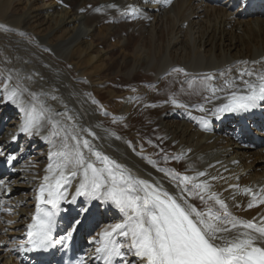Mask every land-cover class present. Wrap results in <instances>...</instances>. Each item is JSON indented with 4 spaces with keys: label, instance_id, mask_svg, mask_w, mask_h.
I'll use <instances>...</instances> for the list:
<instances>
[{
    "label": "bare ground",
    "instance_id": "bare-ground-1",
    "mask_svg": "<svg viewBox=\"0 0 264 264\" xmlns=\"http://www.w3.org/2000/svg\"><path fill=\"white\" fill-rule=\"evenodd\" d=\"M245 3L0 0V98L7 81V92L18 90L24 106H34L38 112L41 106L51 109L46 117L58 124L54 130L45 122L40 136L29 137L19 132L20 109L0 99V151L17 157L14 167L0 157L1 211L11 215L5 219L0 214V264H37L31 252L21 254L17 249L22 242L27 244V225L36 214L43 177L52 175L46 171L54 163L49 159V140L58 147L61 144L52 132L63 136L74 125L94 132L95 140L83 135L133 177L153 183L162 180L172 191L157 167L187 175L205 171L217 177L211 181L212 191L229 211L241 220L260 222L264 217V204H259L264 198V133L259 132L263 142L251 144L250 138H241V121L254 129L264 127V107L225 113L219 119L211 114L226 102L230 87H244L240 70H264V2L260 10L249 11L243 10ZM128 6L135 7V16L124 15ZM209 75L212 81L205 79ZM113 81L125 86L114 88ZM212 87L224 89L215 94L221 99H215ZM173 100L185 107H176ZM199 106L206 111H198ZM65 112L67 116L54 115ZM202 120L207 121V130ZM13 136L18 138L13 141ZM165 155L182 159L165 162ZM85 156L95 160L87 152ZM245 189L256 194L255 201ZM250 201L256 206L248 208ZM93 203L83 197L76 204L62 203L57 223L62 236L73 218L81 220L75 233L86 237L80 239L85 264H97L96 245L91 241L121 220L118 212L95 208L85 214L83 209ZM193 203L207 210L199 200ZM207 205L218 207L214 201Z\"/></svg>",
    "mask_w": 264,
    "mask_h": 264
},
{
    "label": "snow or ice",
    "instance_id": "snow-or-ice-1",
    "mask_svg": "<svg viewBox=\"0 0 264 264\" xmlns=\"http://www.w3.org/2000/svg\"><path fill=\"white\" fill-rule=\"evenodd\" d=\"M129 14L136 15L134 6L127 7L124 15ZM238 76L244 87H230L226 102L211 110L217 119L225 113H249L264 107V70L245 68L238 72ZM245 77L255 78L256 82ZM205 79L212 81L214 77L209 75ZM7 88L8 82L5 81V95L0 99L10 101L23 113L20 133L29 137L40 136L45 122L52 129L57 128V122L46 117L51 109L41 106L38 112L34 106H24L18 90L7 92ZM210 90L213 96L224 91L216 87ZM215 99L221 97L215 96ZM172 103L176 107H185L175 100ZM197 110L206 111L203 106ZM54 115L67 116V113ZM202 123L207 130V121L202 120ZM84 133L93 140L98 138L89 129L75 125L63 136L60 131L52 132L61 144L58 147L55 140H49V159L54 163L50 162L46 171L52 175L43 177L44 182L36 195V214L27 225V244L22 242L17 249L21 254L48 251L57 245L67 249L81 220L73 218L66 233L56 239L53 233L62 211L61 205L76 204L78 198L83 197L94 202L91 208L83 209L85 214L95 208L105 213L118 212L121 216L119 222L108 225L98 233V239L91 241L96 245L94 259L102 264H264V217L257 223L255 218L245 221L234 216L227 203L212 191L211 181L217 177L209 176L205 171L187 175L157 167L156 171L172 184L175 189L172 191L165 188L162 180L153 183L125 172L123 166L97 150ZM17 138L13 136L12 139ZM85 152L95 160L86 157ZM0 157H5L10 167H14L13 161L17 160L15 155L3 151H0ZM170 159L179 162L182 157H163L165 162ZM151 163L155 167V162ZM73 181L77 183L74 192H70ZM245 192L250 193L255 201V193L250 189ZM196 200L207 210H200L193 203ZM208 201H214L218 207L214 210L207 205ZM253 201L248 203V208L256 206ZM259 204H264V198L259 199ZM235 206L240 207L239 204ZM77 264H84V261H77Z\"/></svg>",
    "mask_w": 264,
    "mask_h": 264
},
{
    "label": "rangeland",
    "instance_id": "rangeland-1",
    "mask_svg": "<svg viewBox=\"0 0 264 264\" xmlns=\"http://www.w3.org/2000/svg\"><path fill=\"white\" fill-rule=\"evenodd\" d=\"M71 1H73V0H71ZM61 4H62V6H64V7L66 6V5L63 4V3H61ZM62 6H61V7H62ZM21 7H22V5L19 6V8H21ZM181 70H182V69H181ZM101 77L106 78V79H108V80H111V79H112V78H110L109 75H106V74H103V75L101 74ZM113 83H114V85H112V86H114V88H115V87H117V88H118V87L121 88V87H124V86H125V84H124L123 82H120V83H119L118 81H113ZM0 205H1V206H0V207H1V208H0V214H1V212H2V211H1V209H2V204H0ZM4 214H5V215H4ZM2 216H3V218L6 219V218L10 217L11 215H10L7 211H5V212L3 211V212H2ZM4 216H5V217H4ZM6 216H7V217H6ZM9 247H10V246H9V244H8V245L5 246L4 248H6V250H7V249L9 250Z\"/></svg>",
    "mask_w": 264,
    "mask_h": 264
}]
</instances>
